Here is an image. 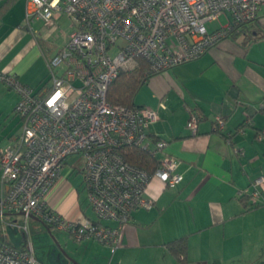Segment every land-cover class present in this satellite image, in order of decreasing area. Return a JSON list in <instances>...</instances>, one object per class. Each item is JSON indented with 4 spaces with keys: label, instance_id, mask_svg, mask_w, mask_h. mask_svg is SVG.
Returning <instances> with one entry per match:
<instances>
[{
    "label": "built area",
    "instance_id": "obj_1",
    "mask_svg": "<svg viewBox=\"0 0 264 264\" xmlns=\"http://www.w3.org/2000/svg\"><path fill=\"white\" fill-rule=\"evenodd\" d=\"M262 9L264 0H27V26L40 21L52 29L65 16L71 31L48 61L43 90L35 91L15 76L0 73V80L19 96L14 113L23 119L14 142L0 147V183L5 187L0 222L7 213H19L24 222L17 226L24 235L27 220L34 217L76 241L92 240L113 252L130 212L151 207L144 198L149 181L155 178L174 188L182 178L175 161L165 155L152 173L124 160L123 148L155 156L166 143L156 142L152 148L147 134L158 120L157 111L110 104L109 85L121 72L137 68L139 59L148 66L146 75L197 59L225 39L232 26L257 19ZM223 15L226 25L213 31L206 28V23ZM261 109L264 112V104ZM199 121L189 111L186 128L191 135ZM224 126L221 116L213 118L216 131L222 132ZM256 139L264 141V128L257 131ZM70 156L81 161L95 222L66 221L45 204V195ZM251 185V192L245 189L240 194L256 204L264 191V176ZM0 264L42 263L30 244L15 249L0 242Z\"/></svg>",
    "mask_w": 264,
    "mask_h": 264
},
{
    "label": "crops",
    "instance_id": "obj_2",
    "mask_svg": "<svg viewBox=\"0 0 264 264\" xmlns=\"http://www.w3.org/2000/svg\"><path fill=\"white\" fill-rule=\"evenodd\" d=\"M26 1L0 2V73L15 76L35 91L43 90L48 61L65 45L71 28L65 16L52 29L40 21L25 25ZM64 20L69 30L62 44L48 43V36ZM237 33L197 59L151 75L137 91L134 104L158 113L147 134L152 148L156 142L166 145L155 157L159 161L164 155L172 158L182 180L174 188L155 178L149 181L144 198L151 207L130 212L107 264H123L129 254L134 264H183L166 246L181 238L186 239L185 264H260L264 191L261 205L254 208L249 196L240 193L251 192L252 181L264 176V141L256 139L257 131L264 128V9ZM18 99L17 92L0 80V147L14 142L19 134L21 122L14 114ZM189 111L201 117L195 135L186 128ZM215 116L224 119L222 132L213 128ZM65 165L45 195V204L69 222L95 220L86 197V207L79 200L84 190L80 169ZM74 172L81 174L78 185L68 180ZM4 192L0 183V196ZM30 219L37 220L30 217L27 226ZM23 222L22 214H5L0 242L13 247L7 229ZM91 241L83 242L85 251L93 246L90 264L100 252ZM101 248L107 251L108 247Z\"/></svg>",
    "mask_w": 264,
    "mask_h": 264
},
{
    "label": "rangeland",
    "instance_id": "obj_3",
    "mask_svg": "<svg viewBox=\"0 0 264 264\" xmlns=\"http://www.w3.org/2000/svg\"><path fill=\"white\" fill-rule=\"evenodd\" d=\"M226 23L227 20L223 15L218 18V21L206 23V28L212 31L226 25ZM68 30V21L64 20L62 24H59V28L51 32L46 41L58 47L62 44L64 34L67 33ZM80 164V162L77 163L76 157L70 156L67 158L65 166L66 168H70V166L74 167L76 169L75 171H78V169H80ZM68 180L78 185L81 181V174L74 172V176ZM79 197V200L82 201L86 207V193L84 190H80ZM29 221L31 225L28 224L26 235H24L23 231L17 225L14 226V228H10L12 230L9 228L7 229V234L13 247L21 249L26 247L27 244H30L35 259L42 264H90L93 258L92 254H90V252L93 251V246L89 249V252L88 250L85 251L83 242L87 240L76 241L66 232H62L55 228H51L49 231L41 221L34 219H30ZM261 239H264V235L261 236ZM91 242L95 243L93 241ZM96 245H98L100 252L98 253L97 261H93L92 264H107L111 256L110 248H107V251H103L101 247H104V245L97 243ZM126 257V261L123 262V264H134L132 254ZM260 259V264H264V249ZM112 264L116 263L113 262ZM136 264H140V262ZM143 264L149 263L146 262Z\"/></svg>",
    "mask_w": 264,
    "mask_h": 264
},
{
    "label": "trees",
    "instance_id": "obj_4",
    "mask_svg": "<svg viewBox=\"0 0 264 264\" xmlns=\"http://www.w3.org/2000/svg\"><path fill=\"white\" fill-rule=\"evenodd\" d=\"M1 1H3V0H1ZM252 22L253 21L248 22V23H243L240 25L232 26L230 31L228 32V35L226 38L236 35L237 32L243 31V28L246 27L247 25L251 24ZM25 25H26V22H25ZM147 70H148V66L146 65V63H144V61L139 59L137 68H135L134 70L129 71V72H121L117 76V78L108 87L107 101L113 105L120 104V105H124V106H128V107L138 106V105L134 104V97H135L137 91L139 90V88L145 83L147 78H149L151 76V75H146ZM14 114L17 115L16 113H14ZM197 116H199V115H197ZM19 118H20V122H21L23 119L21 116H19ZM212 124H213V122H212ZM227 135L225 138L230 139V136L227 137ZM120 153L122 154V156L126 162H128L131 165L137 166L141 169H144V170L148 171L149 173H152L157 168V166L159 164V160L155 156H152L149 152H146V151H143L141 149L134 148V147L123 148L120 150ZM260 205H261L260 202H258L256 204L250 203V208L251 207L254 208V207H257ZM31 218H34V217H31ZM90 221L95 222L96 218H95V220H90ZM44 225L50 231L51 227L46 225V224H44ZM166 246L169 248V251L177 260H179L181 263L185 264V262H186V259H185L186 239L185 238L176 239L174 241L168 242V243H166Z\"/></svg>",
    "mask_w": 264,
    "mask_h": 264
},
{
    "label": "water",
    "instance_id": "obj_5",
    "mask_svg": "<svg viewBox=\"0 0 264 264\" xmlns=\"http://www.w3.org/2000/svg\"><path fill=\"white\" fill-rule=\"evenodd\" d=\"M49 230V229H48Z\"/></svg>",
    "mask_w": 264,
    "mask_h": 264
}]
</instances>
